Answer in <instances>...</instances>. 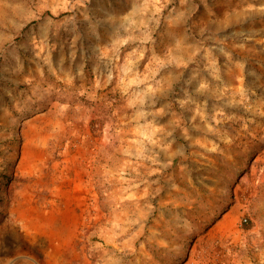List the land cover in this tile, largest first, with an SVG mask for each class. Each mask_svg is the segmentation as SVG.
<instances>
[{
    "label": "rangeland",
    "instance_id": "rangeland-1",
    "mask_svg": "<svg viewBox=\"0 0 264 264\" xmlns=\"http://www.w3.org/2000/svg\"><path fill=\"white\" fill-rule=\"evenodd\" d=\"M0 264H264V0H0Z\"/></svg>",
    "mask_w": 264,
    "mask_h": 264
}]
</instances>
